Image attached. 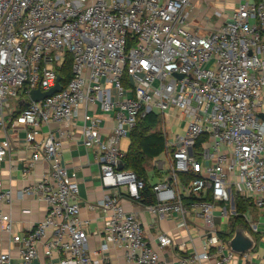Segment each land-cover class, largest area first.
<instances>
[{"label": "built area", "instance_id": "1", "mask_svg": "<svg viewBox=\"0 0 264 264\" xmlns=\"http://www.w3.org/2000/svg\"><path fill=\"white\" fill-rule=\"evenodd\" d=\"M191 11L190 0H0V128L25 134L33 153L24 176L39 161L50 167L21 191L46 203L43 220L14 233L11 214L0 208V235H10L19 264H33L41 246L48 258L58 254L59 264H97L95 254L111 247L127 264H161L139 215L124 208V200L140 199L145 182L118 167L122 140L151 112L160 115L165 137L166 160L157 166L168 169L153 184L155 202L147 209L158 220L177 213L181 227L191 209L202 218V251L194 248L183 263L240 258L247 264L249 251H233L216 218L232 222L237 197L264 218V2L240 4L206 34L191 26ZM68 60L72 77L63 84ZM58 77L59 90L32 100L31 91L48 92ZM99 110L113 114L105 137ZM53 122L80 127L84 145L97 153L106 195L91 208L107 219L106 241L95 251L87 247L79 180L62 164L69 133L56 135ZM181 122V131H173ZM15 148L9 138L0 141V164ZM11 197L0 179V203ZM241 216L250 234L260 233L250 209ZM156 241L160 249L174 246L168 232ZM187 245L177 246L185 251ZM11 258L10 248L0 251V264Z\"/></svg>", "mask_w": 264, "mask_h": 264}, {"label": "crops", "instance_id": "2", "mask_svg": "<svg viewBox=\"0 0 264 264\" xmlns=\"http://www.w3.org/2000/svg\"><path fill=\"white\" fill-rule=\"evenodd\" d=\"M108 1L110 2L111 0ZM190 2L192 4V11L189 15L191 26L196 28L200 33L206 34L220 25L224 18L234 9L238 8L240 4L246 2H264V0H218L215 1L214 6L212 5V0H190ZM216 10L222 12L221 17L215 15ZM99 113L104 116L101 133L105 137L114 123L113 114H107L101 110H99ZM78 124L82 125V121H79ZM51 128L56 135H59L61 129L66 131V134L69 133L64 140L62 164L70 172H75L79 180L81 217L88 221L87 226L90 233L87 247L89 251H95L106 241L102 230L107 219L101 210L96 207L91 208V205L96 206L106 195L100 180V166L96 150L84 145L80 127L73 129L70 126H63L59 122H53L51 123ZM43 131H48V127H44ZM24 135L23 131L14 132L8 130V128H0V141L4 138H9L16 144L10 161L0 164V179L3 183V189L11 190L12 192L11 203H0V208L3 212L11 214L14 233L28 232L35 222L43 220L47 214L46 203L38 198L37 195H21V191L24 188L37 182L44 173L50 170L48 163L39 161L32 169V172L24 176V165L33 153L31 149L26 147ZM127 139H129L130 145V137ZM160 156L151 161L152 166H146L148 179L152 184L163 180L160 177V172L153 175L157 178L156 180H151L148 174L150 169L152 171H155V169L156 171H164V168L157 166V162L161 163ZM124 208L127 211H134L139 215L147 237L149 240H152L153 246L160 254L161 264H199L197 262L183 263V259H187L194 248L199 252L202 251L205 223L195 210L191 209L188 211V226L181 227L179 226L180 217L177 213H173L172 216L166 219L158 220L151 215L145 204L135 200H124ZM247 209L251 210L255 219L259 222L260 233L250 234L248 227L244 228L239 223L233 227V222H226L220 217L216 218V224L221 232L230 233L232 231L231 237L230 235L226 236L228 240L232 239L238 230H244L245 234L254 241V247L249 251L250 257L247 264H264V218L253 207H249L248 205ZM162 232L171 234L174 246L160 249L156 238ZM0 237V251L11 249L12 258L7 264H19L17 246H14L10 242V235L3 232ZM181 242L188 243L185 251L180 250L177 246ZM94 258L98 259L97 264H127L121 250L115 247H111L103 255L95 254ZM59 260L60 256L58 254H54L49 258L46 257L41 246L39 248V255L33 264H59ZM204 264L217 263L215 260H210L204 262ZM229 264H243V261L240 258H235Z\"/></svg>", "mask_w": 264, "mask_h": 264}, {"label": "trees", "instance_id": "3", "mask_svg": "<svg viewBox=\"0 0 264 264\" xmlns=\"http://www.w3.org/2000/svg\"><path fill=\"white\" fill-rule=\"evenodd\" d=\"M62 78L63 84L67 83L71 77V61L68 60L62 67ZM18 111L16 112V114ZM162 120L159 114L155 112L149 113L142 121H140L137 127L132 131L130 136V145L126 151L123 162L124 168L134 171L137 176L144 180L145 188L141 191V196L138 202H141L145 205H149L155 202V195L153 192V184L148 179L146 163L152 161L153 159L159 157L165 150V137L163 131L153 130V128L158 125L161 126ZM155 173L159 174L155 169ZM190 176H188V180ZM196 199L194 196L192 198H184L186 203ZM209 199V197H208ZM237 211L238 214L232 218L233 227L236 224L242 225L244 228H247L245 222L241 219V213L247 209L248 202L237 197ZM221 237L228 240V235L230 233L220 232Z\"/></svg>", "mask_w": 264, "mask_h": 264}, {"label": "water", "instance_id": "4", "mask_svg": "<svg viewBox=\"0 0 264 264\" xmlns=\"http://www.w3.org/2000/svg\"><path fill=\"white\" fill-rule=\"evenodd\" d=\"M60 77H58V81L55 87H53L48 92H42L40 89H36L31 91L30 96L32 100L39 101L40 99H43L49 95H51L54 91H57L60 89V83H59ZM261 116L264 118V115L261 114ZM119 169L124 168V163L122 161L119 162ZM230 247L233 251L236 253H242L245 251H251L254 247V241L251 239L247 234H245L244 230H238L234 237L229 242Z\"/></svg>", "mask_w": 264, "mask_h": 264}, {"label": "rangeland", "instance_id": "5", "mask_svg": "<svg viewBox=\"0 0 264 264\" xmlns=\"http://www.w3.org/2000/svg\"><path fill=\"white\" fill-rule=\"evenodd\" d=\"M80 1L82 2V4H87V0H80ZM215 1H218V0H212V5L213 6L215 5ZM183 124H184V122H181L177 126H174V130L173 131H175V132L178 131V130L181 131V128H182ZM160 129H161V126H159V125L157 127L153 128V130H157V131H159ZM128 146H129V139L124 138L122 140V142H121V150L123 152H126L127 149H128ZM165 160H166V155L164 153H162L161 156H160L161 163L164 162ZM146 165L152 166V162L151 161L150 162H147ZM167 169H168V166L165 165L164 166V171H158V172H160L161 179H165L166 178ZM148 174H149V177H150L151 180H156L157 179V178H155L153 176L155 174V171L154 170L152 171V169H150L148 171Z\"/></svg>", "mask_w": 264, "mask_h": 264}]
</instances>
